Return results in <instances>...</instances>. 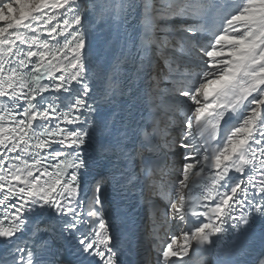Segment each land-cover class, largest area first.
<instances>
[{
  "label": "snow or ice",
  "instance_id": "6c2138e0",
  "mask_svg": "<svg viewBox=\"0 0 264 264\" xmlns=\"http://www.w3.org/2000/svg\"><path fill=\"white\" fill-rule=\"evenodd\" d=\"M134 7L0 0V264H150L106 218L134 188L168 201L150 239L177 230L156 264L226 233L221 264H264V0H143L130 33Z\"/></svg>",
  "mask_w": 264,
  "mask_h": 264
},
{
  "label": "bare ground",
  "instance_id": "6f19581e",
  "mask_svg": "<svg viewBox=\"0 0 264 264\" xmlns=\"http://www.w3.org/2000/svg\"><path fill=\"white\" fill-rule=\"evenodd\" d=\"M137 2H138V4H139V0H137ZM173 177H169V178H166V179H172ZM150 194H152V193H150ZM150 196H153V195H150ZM156 200L159 202V203H162V206H164L165 205V203L167 202V198H161V196H156ZM162 200V202H160ZM163 213H164V209L162 208V210L159 212V213H157L156 214V218H158L159 220H158V223L160 224V225H162L163 224ZM170 217H168V221H170V219H169ZM164 229V228H163ZM171 229H173V228H171ZM176 228H174L172 231H171V235H174V234H176ZM170 237L171 236H169V242H170ZM180 243H182V238H181V240H179L178 241V244H180ZM184 258H188V256H186V257H184Z\"/></svg>",
  "mask_w": 264,
  "mask_h": 264
},
{
  "label": "rangeland",
  "instance_id": "374dc122",
  "mask_svg": "<svg viewBox=\"0 0 264 264\" xmlns=\"http://www.w3.org/2000/svg\"><path fill=\"white\" fill-rule=\"evenodd\" d=\"M139 5H140V17H142V15H143V0H139ZM0 24H2V22H0ZM172 179H174V177L172 178ZM159 196V195H158ZM173 199H174V197H172ZM163 199V198H162ZM160 202H162V200L160 201ZM166 204V203H165ZM173 229L175 228L174 226H171ZM172 229V230H173Z\"/></svg>",
  "mask_w": 264,
  "mask_h": 264
}]
</instances>
